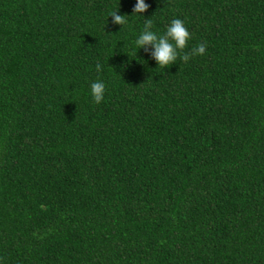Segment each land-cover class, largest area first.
Returning <instances> with one entry per match:
<instances>
[{
  "label": "trees",
  "instance_id": "1",
  "mask_svg": "<svg viewBox=\"0 0 264 264\" xmlns=\"http://www.w3.org/2000/svg\"><path fill=\"white\" fill-rule=\"evenodd\" d=\"M136 2L0 0V264H264V0Z\"/></svg>",
  "mask_w": 264,
  "mask_h": 264
},
{
  "label": "clouds",
  "instance_id": "2",
  "mask_svg": "<svg viewBox=\"0 0 264 264\" xmlns=\"http://www.w3.org/2000/svg\"><path fill=\"white\" fill-rule=\"evenodd\" d=\"M149 5L145 3V0H137L133 7L134 14H141L148 10ZM108 17H111V23L124 26L128 22L127 15L118 14V10L108 13ZM107 17V19H108ZM153 21L151 19H145L144 27L138 38L135 40V46L137 49H144L145 52L152 49L150 55L154 59L158 66L161 68H167L174 64L178 57L183 62L189 61L193 56L204 55L206 52V43L201 42L198 45L192 47L190 52H184L187 48V42L191 38V34L184 24V21L179 18H174L167 25L165 33L163 35H157L152 30ZM181 53H183L181 55ZM97 72L102 71L100 63L96 64ZM105 83L97 80L90 85V93L93 101L99 104L104 99Z\"/></svg>",
  "mask_w": 264,
  "mask_h": 264
}]
</instances>
